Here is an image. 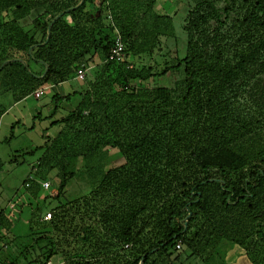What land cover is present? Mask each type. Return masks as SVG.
<instances>
[{"label": "trees", "instance_id": "obj_1", "mask_svg": "<svg viewBox=\"0 0 264 264\" xmlns=\"http://www.w3.org/2000/svg\"><path fill=\"white\" fill-rule=\"evenodd\" d=\"M181 1L184 54L154 71L131 59L175 37L176 7L0 0V96L18 103L76 78L95 57L99 66L86 89L53 94L49 127L61 129L22 152L41 151L23 183L32 199L52 172L54 198L77 173L89 191L50 209L34 243L0 264H17L23 252L37 253L34 264H174L182 252L225 264L234 249L264 264V0ZM87 6L100 10L96 18ZM34 10L31 35L20 21ZM117 34L121 63L108 60ZM168 72L173 87L158 85ZM74 96L75 108L53 119ZM108 148L123 163L105 170ZM14 156L7 163L20 164ZM0 225H12L4 212Z\"/></svg>", "mask_w": 264, "mask_h": 264}, {"label": "rangeland", "instance_id": "obj_2", "mask_svg": "<svg viewBox=\"0 0 264 264\" xmlns=\"http://www.w3.org/2000/svg\"><path fill=\"white\" fill-rule=\"evenodd\" d=\"M101 0H96L100 2ZM109 1V0H108ZM158 6L164 9L165 12L170 11L172 7H176L177 13L174 15V38H163L161 40V47L156 50L152 56H145L140 59H131L137 66H151L154 71H160L164 63L182 57L185 49V36L182 31L183 19L187 13V6L181 0H159ZM93 18L99 14L97 7H86ZM37 10H34L31 15L20 21V25L31 35L36 33L30 19L34 17ZM104 22L108 23L110 17L103 14ZM98 58L90 63L89 67L84 70L83 79H77L71 83L74 90L81 91L86 89V82L93 81L99 70ZM35 69V66L31 64ZM175 76L168 72L164 77L156 80L158 85L173 87ZM43 96L38 100H31L30 102L21 101L15 104L0 118V160L7 161L14 156L20 164H6L0 171V214L4 212L9 221L12 222L10 227L0 225V259L15 256L23 246L34 243V239L38 237V232L41 230L43 216H47L50 209L58 204L64 203L68 199L74 198L79 194H85L89 191L80 173L73 176L72 179L67 180L65 189L58 198H54L57 194L58 181L55 174L49 173L47 176L48 187L41 189L39 198L32 199L28 194L24 193L23 183L28 178H34L35 165L41 151L33 154L22 155V152L32 150L33 146H40L44 141V132L48 130L50 119L48 118L49 110L54 103L51 97L55 91L47 88L43 90ZM65 94L68 93V85L63 86ZM63 95V94H62ZM66 106L65 102H62ZM52 106V107H51ZM32 109L41 111L40 118L32 117ZM66 111V110H65ZM63 114L60 109L53 116V119L59 118ZM66 115V114H65ZM52 119V120H53ZM23 131V132H22ZM31 147V148H30ZM14 159V158H13ZM123 163L120 153L116 149H107V158L105 170L113 168ZM43 183V181H42ZM46 197V198H44ZM36 211V217L31 221L32 212ZM31 249V248H30ZM32 251V250H30ZM34 252L22 253L17 264H34L31 263V258ZM57 264V259L51 261ZM209 262L208 264H221L217 260ZM220 262V261H219ZM174 264H207L202 262L198 257L190 256L186 252H182L178 261ZM225 264H250L246 261L244 253L239 249H234Z\"/></svg>", "mask_w": 264, "mask_h": 264}, {"label": "crops", "instance_id": "obj_3", "mask_svg": "<svg viewBox=\"0 0 264 264\" xmlns=\"http://www.w3.org/2000/svg\"><path fill=\"white\" fill-rule=\"evenodd\" d=\"M74 81H77V78H74V79H72V80H70V81H68V82H65V83H63V84H60L59 86H57V87H51L50 89L51 90H53V91H55V92H59L61 95L63 94H65L64 92L62 93L61 91H63V86L65 85V84H67L68 85V93H66V94H69V93H71V92H73V91H75L74 90V88H73V86L71 85V83L72 82H74ZM43 90H42V96H43ZM41 96V97H42ZM40 97V98H41ZM40 98H38V99H40ZM38 99H36V98H34L32 95H30L29 97H27V98H25L24 99V102L26 101V102H30L31 100H33V101H35V100H38ZM23 101V100H22ZM78 101H79V97L78 96H74L73 98H72V100H71V102L70 103H66V106L65 105H63V103H60L59 104V108L58 109H60V111H61V113L63 114V115H65V114H67L68 112H70V111H72L74 108H75V106L77 105V103H78ZM0 102H1V104L3 105V107H4V110L5 111H8L11 107H13V106H15V104H18V103H21V101L20 102H18V103H14L13 102V100H12V98H11V95H10V93H4V94H2L1 96H0ZM52 107V106H51ZM53 109H54V105H53V107L49 110V114H47V115H51L52 113H53ZM66 110V111H65ZM5 111H4V113H5ZM3 113V114H4ZM33 116L32 117H35V118H37V115H41V111H35V109H32V113H31ZM1 118V117H0ZM61 127H62V125L61 124H59V125H57V126H53V127H49L48 128V130L49 131H51V133H48L47 131H45L44 132V136H49L51 139L59 132V130L61 129ZM23 132V131H22ZM37 146H33L31 149L33 150V149H35ZM7 161H9V160H7ZM7 161H2V160H0V162H2V163H6Z\"/></svg>", "mask_w": 264, "mask_h": 264}, {"label": "built area", "instance_id": "obj_4", "mask_svg": "<svg viewBox=\"0 0 264 264\" xmlns=\"http://www.w3.org/2000/svg\"><path fill=\"white\" fill-rule=\"evenodd\" d=\"M124 44L122 42L121 37L117 34L114 38V42L110 48L109 54H108V60L113 61L115 63H121L125 60V52H124ZM84 77V70L79 69L77 71V79H83ZM32 96L36 99L40 98L42 96V90L35 91ZM42 186L44 188L48 187V182H43ZM175 248L181 249V244H176ZM47 264H53L51 261L47 262Z\"/></svg>", "mask_w": 264, "mask_h": 264}]
</instances>
